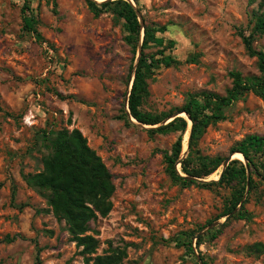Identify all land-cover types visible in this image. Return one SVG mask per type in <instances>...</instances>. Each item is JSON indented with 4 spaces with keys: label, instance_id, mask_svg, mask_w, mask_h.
<instances>
[{
    "label": "rangeland",
    "instance_id": "obj_1",
    "mask_svg": "<svg viewBox=\"0 0 264 264\" xmlns=\"http://www.w3.org/2000/svg\"><path fill=\"white\" fill-rule=\"evenodd\" d=\"M130 1L140 23L135 48L126 41L123 20L110 11L95 15L85 0H0V264H92L53 213L48 191L27 183L52 153L53 132L74 128L114 185L109 212L89 223L97 254L124 250L121 264H264V168L256 170L245 158L241 203L228 219L219 218L233 190L198 184L218 180L228 165L195 184L174 182L164 153L181 132L158 130L184 118L179 158H186L190 122L173 115L188 96L225 95L233 71L258 75L241 34H252L253 48L264 51V34L253 32L256 16L264 17V0ZM23 15L38 21L40 38L24 31ZM145 26L154 39L143 50ZM139 50L175 60L152 62L145 77L148 94L139 109L163 117L156 125L121 117ZM223 116L198 138L194 149L202 156L225 160L245 136H264V102L251 92ZM235 155L232 160L244 164ZM175 166L185 177L180 163ZM182 234H192V252Z\"/></svg>",
    "mask_w": 264,
    "mask_h": 264
},
{
    "label": "trees",
    "instance_id": "obj_2",
    "mask_svg": "<svg viewBox=\"0 0 264 264\" xmlns=\"http://www.w3.org/2000/svg\"><path fill=\"white\" fill-rule=\"evenodd\" d=\"M133 1L137 3L138 0ZM85 3L95 15L103 11H110L118 19L123 20L127 33L126 41L135 48L140 35V23L136 10L130 2L106 0L97 4L94 0H85ZM22 18L24 31L35 34L37 39L40 38L36 29L38 21L32 15H23ZM143 32L142 49L144 50L148 47V43L153 41L154 34L147 26L143 28ZM253 32L264 34L263 16H256ZM241 36L246 52L257 60L258 75L242 76L241 73L233 71L230 72L232 85L225 95L202 91L188 96L183 106L177 110L186 113L191 121L186 158L179 159L182 133L187 129L186 120L182 117H175L165 126L158 128L159 131L181 132L172 146L171 153H164V159L167 175L174 182L183 186L195 184V178H206L222 164L223 158L202 156L194 148L206 127L210 123L224 118L223 109L249 92L264 102V51L253 48L252 34H241ZM160 55V58L155 59V54L146 56L143 52L140 53L128 97L130 115L145 125H156L163 119V117L143 113L139 109L142 99L148 94L145 77L149 73L151 63L156 62L164 66L175 63V60L169 56H164L162 53ZM121 117L130 123L123 110ZM53 134L52 153L43 159L42 171L30 175L27 178V183L48 191V203L53 213L66 221L68 230L73 235L76 244L83 248L82 252L89 256L92 264H121L125 257L124 250L115 249L97 254V241L91 234H88L89 223L96 218V214L105 216L111 208L110 198L114 192V185L109 171L97 153L88 147L85 137L78 129L74 128L70 131L59 129ZM230 152H240L248 160L249 166H253L256 170L260 167L264 168V136L247 135L232 147ZM255 158L262 159L259 165L255 163ZM178 160L180 161V171L185 177L181 176L175 166ZM246 168L240 160L234 159L230 161L218 180L198 184L207 189L229 187L233 190L228 207L223 214L218 216L219 218L230 214L241 203L246 186ZM249 183L252 187V176L249 178ZM238 216H242V213L239 212ZM184 236L185 240L182 245L185 244L192 252V234ZM199 240L200 238L197 239V245L200 244Z\"/></svg>",
    "mask_w": 264,
    "mask_h": 264
},
{
    "label": "water",
    "instance_id": "obj_3",
    "mask_svg": "<svg viewBox=\"0 0 264 264\" xmlns=\"http://www.w3.org/2000/svg\"><path fill=\"white\" fill-rule=\"evenodd\" d=\"M128 2H130V3L133 5V3H132L130 0H128ZM133 7H134V6H133ZM134 8H135V7H134ZM140 53H141V51L139 50V52H138V57H137V59H136V63H137V61H138V58H139V56H140ZM136 63H135V65H134V67H133L132 78H131L130 85H129L128 95H127V99H126L127 104H128V97H129V93H130V90H131V85H132L133 77H134V70H135ZM126 114H127V116H128L129 118H132V120H135V119H133V117L130 115L129 110H128V107H127ZM181 114L185 115L186 118H187V120L190 122L189 136H188V139H187V145H188V144H189V137H190V130H191V121H190L189 117H188V116L186 115V113H184L183 111H179V112L175 113V114L173 115V117L178 116V115H181ZM236 153H237V154H240V155L242 156V160H243V162H244V165L246 166V162H247V160L243 157V155H242L240 152H234V153H232L229 157H227V158L223 161V163H222V167H223V169H224V168L228 165V163L233 159L232 156H233L234 154H236ZM179 159H180V158H179ZM177 163H180V161L178 160ZM221 173H222V171H221ZM195 180H198V179L195 178ZM234 213H235V210H233L228 216H226V217H225V220L228 219V218H229L232 214H234Z\"/></svg>",
    "mask_w": 264,
    "mask_h": 264
},
{
    "label": "bare ground",
    "instance_id": "obj_4",
    "mask_svg": "<svg viewBox=\"0 0 264 264\" xmlns=\"http://www.w3.org/2000/svg\"><path fill=\"white\" fill-rule=\"evenodd\" d=\"M95 2H97L96 0H94ZM187 136H188V131H187V133L185 134V136H184V147H183V149L185 148V146H186V139H187ZM237 154V153H236ZM238 156H239V158H241L242 159V156L240 155V154H237ZM237 155H235V156H237Z\"/></svg>",
    "mask_w": 264,
    "mask_h": 264
}]
</instances>
